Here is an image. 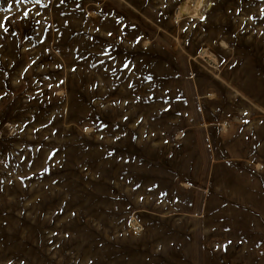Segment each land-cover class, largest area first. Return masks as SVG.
Listing matches in <instances>:
<instances>
[{
    "label": "rangeland",
    "instance_id": "374dc122",
    "mask_svg": "<svg viewBox=\"0 0 264 264\" xmlns=\"http://www.w3.org/2000/svg\"><path fill=\"white\" fill-rule=\"evenodd\" d=\"M186 2L0 0V264H264V0Z\"/></svg>",
    "mask_w": 264,
    "mask_h": 264
},
{
    "label": "bare ground",
    "instance_id": "6f19581e",
    "mask_svg": "<svg viewBox=\"0 0 264 264\" xmlns=\"http://www.w3.org/2000/svg\"><path fill=\"white\" fill-rule=\"evenodd\" d=\"M208 1L209 0H188V2H186L185 4V8L183 9V11L194 15H202V13H204V9L208 5Z\"/></svg>",
    "mask_w": 264,
    "mask_h": 264
}]
</instances>
